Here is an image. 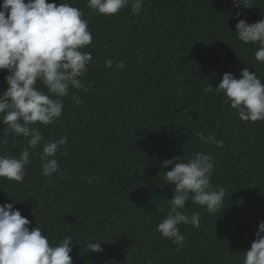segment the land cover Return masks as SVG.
<instances>
[{
  "label": "trees",
  "instance_id": "trees-1",
  "mask_svg": "<svg viewBox=\"0 0 264 264\" xmlns=\"http://www.w3.org/2000/svg\"><path fill=\"white\" fill-rule=\"evenodd\" d=\"M76 4L94 37L87 49L95 62L85 77L90 91L78 93L79 105L66 97L58 122L36 125L48 139L68 137L57 153L60 172L50 182L33 155L23 183L0 179V203L18 200L14 206L50 242L71 235L74 264H242L264 220V121H241L222 93L206 91L224 72L239 77L246 66L264 82L256 46L236 38L239 9L231 0H145L139 15L123 9L105 17L87 0ZM253 4L241 16L250 23L264 18V0ZM108 58L128 67L105 68ZM5 75L0 70V90ZM3 128L0 154L18 155L26 139L13 141ZM212 132L222 147L199 140ZM197 151L214 155L211 182L225 196L212 215L187 202L201 227L180 225L186 243L178 250L156 231L174 188L164 181L174 165L164 169L162 162ZM97 241L102 253L87 250Z\"/></svg>",
  "mask_w": 264,
  "mask_h": 264
},
{
  "label": "clouds",
  "instance_id": "clouds-1",
  "mask_svg": "<svg viewBox=\"0 0 264 264\" xmlns=\"http://www.w3.org/2000/svg\"><path fill=\"white\" fill-rule=\"evenodd\" d=\"M145 0H87V8L105 17L129 9L139 15ZM237 23L235 34L238 41L256 46L255 59L264 63V18L248 22L241 18L244 9L254 6L253 0H231ZM93 33L85 12L76 0H3L0 4V70H6L7 87L0 90V124L4 136L13 141L25 138L19 154L7 151L0 154V179L23 183L31 157L40 160L41 174L54 182L60 172L57 153L68 144L67 136L48 139L40 127H47L60 120L64 114L65 98L72 96L79 105L83 99L78 93H88L85 83L89 66L94 62L91 51ZM105 68L121 71L128 67L124 60L115 63L111 58ZM254 69V68H252ZM222 93L231 109L243 122L264 121V82L257 70L246 66L239 77L224 72L218 86L206 91ZM75 90V91H73ZM187 111V109H185ZM204 144L222 147L224 141L216 139V133L198 134ZM7 143V141H4ZM39 150V151H35ZM166 170L164 181L173 185L168 200L167 215L156 226L165 239L183 247L185 236L180 225L201 227L199 212L189 214L187 202L206 208L209 215L221 209L225 191L213 185L216 160L211 152L197 151L185 157L173 156L162 162ZM92 182V178H88ZM11 199V198H10ZM11 203H0V264H74L71 235L58 237L50 242L44 229L33 226L32 221L21 214ZM101 242H88L87 250L102 253ZM242 264H264V220L259 221L255 239L250 249L243 252Z\"/></svg>",
  "mask_w": 264,
  "mask_h": 264
}]
</instances>
